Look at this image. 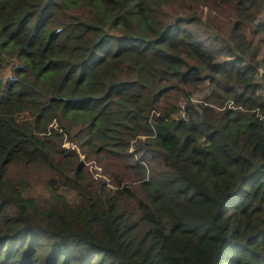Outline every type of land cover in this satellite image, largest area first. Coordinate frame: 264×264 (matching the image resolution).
<instances>
[{"label":"trees","instance_id":"trees-1","mask_svg":"<svg viewBox=\"0 0 264 264\" xmlns=\"http://www.w3.org/2000/svg\"><path fill=\"white\" fill-rule=\"evenodd\" d=\"M0 264H264V0H0Z\"/></svg>","mask_w":264,"mask_h":264},{"label":"rangeland","instance_id":"rangeland-1","mask_svg":"<svg viewBox=\"0 0 264 264\" xmlns=\"http://www.w3.org/2000/svg\"><path fill=\"white\" fill-rule=\"evenodd\" d=\"M204 95V92L199 91L194 95L196 98H200ZM65 147L67 149H73V144L70 142L65 143ZM78 150V147L76 148ZM79 152L80 149H79ZM82 162L88 169L89 173L95 178V179H102L105 180L107 184H110V179L104 174L105 169L101 166V164L93 160L89 161L87 158L85 159V156H81ZM10 177L14 180H23L26 185L30 189V193H40L43 189V182L46 178V173L43 171H40L36 168H24L20 165L14 167L10 171Z\"/></svg>","mask_w":264,"mask_h":264},{"label":"built area","instance_id":"built-area-1","mask_svg":"<svg viewBox=\"0 0 264 264\" xmlns=\"http://www.w3.org/2000/svg\"><path fill=\"white\" fill-rule=\"evenodd\" d=\"M229 108H233V102H230V103H229ZM184 117H185V115L182 114V118H184ZM261 119H263V117H261ZM75 148H76V146L73 145V149H75Z\"/></svg>","mask_w":264,"mask_h":264}]
</instances>
